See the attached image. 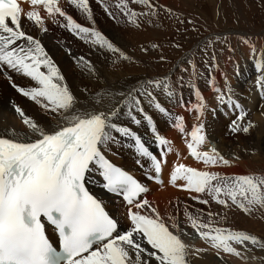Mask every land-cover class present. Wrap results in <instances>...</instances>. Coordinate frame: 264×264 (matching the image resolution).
Instances as JSON below:
<instances>
[{
    "label": "snow or ice",
    "instance_id": "snow-or-ice-1",
    "mask_svg": "<svg viewBox=\"0 0 264 264\" xmlns=\"http://www.w3.org/2000/svg\"><path fill=\"white\" fill-rule=\"evenodd\" d=\"M68 2L91 21L92 26L78 22L59 6L58 0H30V10L26 13L20 0H0V74L5 75L23 97L39 105L47 116L37 120L15 105V113L22 117L26 127L19 132L0 133V264H194L192 257L196 253L184 239L188 233L179 219L169 216L171 223H166L158 207L147 199L150 188L107 158L110 145L116 143L118 137L131 139L138 156L145 164H150L146 172L148 180L163 184L162 173L167 166L171 185L199 194L193 197L199 203L215 202L228 209L234 205L245 213L257 207L264 209V174H221L215 170L229 167L235 161L214 147L200 150L207 142L203 123L193 126L187 142L190 156L203 167L185 163L169 165L167 156L173 151L172 145L157 129L153 115L145 110L147 105L161 114H170L158 99L161 94L169 98L176 95L167 77L146 78L127 91L114 93L101 89L95 93V99L85 96L82 103L41 40L24 26L32 23L47 31L45 17L39 9L42 8L53 23L63 21L65 29L102 55L111 54L113 65L131 57L97 30L89 0ZM98 2L109 17L115 19L123 15L137 27L139 17L156 16L157 10L164 7L158 0L155 3L153 0H117L114 12L108 0ZM132 4L142 10H134L130 7ZM252 53L255 57V46ZM212 59H215L214 53ZM79 61L89 72L96 73L90 60L79 57ZM255 67L261 73L256 83L264 92V53ZM12 72L28 78L29 84L20 86L13 82L9 74ZM209 84L218 94L221 105L239 109L230 130L247 133L253 123L251 120L245 123L247 113L233 101L231 89L225 92L214 78H210ZM190 86L194 89L196 103L189 110L203 117L204 97L198 87ZM122 116L134 125L144 124L150 129L161 151L150 150L142 136L121 120ZM174 126L181 134L185 133L186 121L182 116H175ZM93 173L99 174L108 193L122 198L123 214H110L104 202L89 191L87 183ZM204 215L194 216L185 211L187 223L216 249L217 255L223 251L246 259L233 243L246 249L249 243L264 249V242L256 235L214 227L215 214L208 212L206 220L202 219ZM46 224L57 236L59 250L46 233Z\"/></svg>",
    "mask_w": 264,
    "mask_h": 264
},
{
    "label": "bare ground",
    "instance_id": "bare-ground-1",
    "mask_svg": "<svg viewBox=\"0 0 264 264\" xmlns=\"http://www.w3.org/2000/svg\"><path fill=\"white\" fill-rule=\"evenodd\" d=\"M159 1L165 3L167 0ZM116 2L117 0H108L110 8H112L114 12L117 11V9L113 7ZM20 3L24 8L25 13L30 10V0ZM58 3L61 8L65 9L75 19H77L78 22L85 26H92V22L81 14L78 9H75L74 6H70L68 0H58ZM89 3L97 30L102 31L119 48L126 49L129 45V39L127 37L128 31L125 29V25L129 24V22L126 18L123 15H120L115 19L109 17L98 0H89ZM39 10L41 15L45 17L44 22L46 24L47 31L42 30L38 25H33L32 23H27L24 26L30 34L41 40V43L48 55L58 66L61 74L65 77L67 84L73 92L81 98L82 103L85 102V96H87L88 99H95V93L98 90L102 89L104 91H111L114 93L127 91L138 86V79L142 81L146 78L152 77H139L136 74L128 75L122 72L115 74V72L110 69L113 59L111 54L105 53L102 55L96 48L92 47L88 43H85L73 33L65 29L62 26L63 21H61L60 24L53 23L52 20L46 16V13L42 8ZM22 24H24L23 21ZM230 33H233L232 36L228 37V39L232 41V44H229L230 48L228 47V49L224 51L222 50L220 54H217L218 51L216 48L212 52V55L213 53L215 54L214 60L212 59V56L210 58L213 63L212 66H214L213 70L215 69L216 71V69L220 68L219 66L222 65L220 74H213V76L216 85H223L220 83L221 80L224 77L228 78L229 82H224L225 87L223 90L227 92L229 88L231 89L233 101L235 100V102H238L246 112H249V116H246L245 118V123H247L248 120H255V126L254 128L252 127L255 130H251V132L246 135L247 137L244 141L230 142L226 140L228 138L222 134L223 126L228 123L227 127L231 126L230 123L232 120L236 119L239 109L233 110L225 107L221 105L217 99H213L211 95H213L212 93L214 90L211 88L209 81L202 82L201 80H198V77L194 74L196 71L192 72L191 77L195 82V86L199 88L206 102L203 117H199L198 113L189 110L191 106L196 103L194 90L188 93V98L186 100H178L175 97L176 95L173 96L175 98L174 102L170 101V98L166 95L161 94L158 99L162 105L169 110V115L161 114L154 108H150L145 105V110L153 115L159 132L164 135L172 145L173 151L167 156L169 165H174L175 163H185L186 165L192 167H203L202 164L190 156L187 149V142L191 139L189 131L192 130L193 126L203 123L205 126L204 131L207 136V142L200 147V150L208 151L214 147L226 158L235 161L229 167H221L215 170L220 171L221 174H251V170L253 168L264 167V92L260 90L256 83L261 73H259L256 69L258 75L254 80V91L251 93L252 87L250 86H252V80L247 81L248 79H245V76H242L244 74L240 72L241 68H244L242 71L245 70L250 72L256 61L261 59V53H264L262 52L263 47L259 46V48H261V52L254 57L252 53V45H256V49L257 45L263 42L264 32L261 34H251L250 31L237 30ZM237 41L240 42V44ZM248 45H251L252 47H248ZM229 55H232L235 60H233ZM78 56L85 57L87 60H90L96 69V73L93 74L89 72L88 69L84 68L80 63ZM234 64L236 66L235 68L233 67ZM227 65H229L230 68H228ZM176 71L177 68H175L174 72H170L167 78H173L171 74H175ZM221 73L223 74V77H221ZM9 74L12 77V81L16 84L20 86L29 84V79L22 77L20 74L14 72ZM240 76L244 77V80L240 81ZM250 76L253 77V75ZM206 79L210 80V78ZM236 82H238V84ZM242 84L243 86H241ZM177 85L179 84L177 83L173 86L176 87ZM245 85L248 86V89L244 87ZM235 90L238 94H240L241 98H238L234 94L233 91ZM219 104L224 111L223 113L219 112ZM15 105L20 106L24 110L25 114L32 118L37 120H44L47 118V116H44L46 114H41L42 111L39 105L35 104V102L31 101L29 98L23 97L15 88L12 87L11 82L5 77V75L0 74V133L8 132L10 134L12 131L19 132L26 127L23 124L22 117L15 113ZM208 107L212 110H214V107L218 109V111H216V119L209 117L207 111ZM176 115L182 116L186 121L184 134H181L174 126V118ZM165 118L167 119L168 127L164 125ZM121 120H123L127 126L132 127L134 131H137L146 142V145H150V140L154 138L150 129H148L144 124L140 126L132 124L126 116H122ZM146 133L151 134L149 139H147V136L145 137ZM210 142H215V144H210ZM114 147L119 148L124 157V160L120 163L117 162L115 158H122V156L115 153L113 150ZM150 150L154 153H159L161 151L154 141ZM106 156L112 163L118 164L126 170H131L136 175L141 177L142 170L139 167L138 170L137 168L135 169L134 164L137 159H140L141 162L142 160L144 161V159L138 156L135 143L131 139L118 137L117 142L110 145L109 150L106 152ZM237 157L239 158L238 160H236ZM147 170L148 169H146L145 172H147ZM162 176L165 178V182L162 184L163 186L159 187L160 185L153 183V185L149 187L150 192L147 195V199H149L154 206L158 207L162 218H164L166 223L169 225L171 223L168 220L169 216L177 217L179 219L181 227L188 233L184 239L189 243L192 251L196 253V255L192 257L194 264H256V255L252 252V245H250V243L247 245V249L239 244L233 243V246L236 247L243 256H246V259H242L234 254L225 253L223 251L217 255V251H214V248H212L209 243L200 238L199 234L192 229L190 224L186 221L185 211L192 213L194 216L198 215L200 213L196 214L195 212L197 211L194 208H197L196 205L201 204H195L192 202V204L187 207L188 201L186 200V197L190 193L181 189L178 192L177 190L179 188L169 185V167H164ZM101 183L102 178L99 174L93 173V175L89 178L88 186L92 192L104 202L110 214L115 216L123 214L125 211L123 204L117 198L106 196V193L102 191ZM181 195L183 196L182 198H185V200L177 198L179 196L181 197ZM220 215L221 214H219V216ZM204 217H202V219H204ZM49 232L50 234L53 233L52 230Z\"/></svg>",
    "mask_w": 264,
    "mask_h": 264
},
{
    "label": "rangeland",
    "instance_id": "rangeland-1",
    "mask_svg": "<svg viewBox=\"0 0 264 264\" xmlns=\"http://www.w3.org/2000/svg\"><path fill=\"white\" fill-rule=\"evenodd\" d=\"M153 2L155 3L156 0H153ZM158 3L164 7L157 10L158 14L156 16L148 18L139 17V27L130 22L125 25V29L128 31L127 37L129 39V45L126 49L123 48L122 50L130 56L131 59H120L115 65L112 63L110 69L115 72V74L122 72L128 75L136 74L139 77L152 76L149 78L163 79L177 68L176 73L171 74L173 78L169 77V79L173 85L177 83L183 84V87H174L176 91L175 97L178 100H186L188 98V93L194 90L193 87L190 86L195 85L191 77L193 64H195L196 71L194 74H196L198 80L202 82H208L209 80L206 78H214L213 74H220L222 65L219 66L220 68H217L216 71L215 69L213 70L214 66L209 68V65H213L210 58L213 56L212 52L215 48L218 51L217 54H220L222 50L228 49V47L230 48L229 44H232V41L229 40L228 37L233 34L230 32L237 30L250 31L251 34H261L264 32V0H167L165 3L158 0ZM130 7L136 11L142 10L141 7L136 4H132ZM169 9L170 11H168ZM263 42L257 45L255 57L261 52L259 46L263 47L262 52H264ZM238 43L240 44V42ZM250 46L251 45H248V47ZM252 46L256 45L253 44ZM229 56L235 60L232 55ZM227 67L230 68L229 65H227ZM233 67H236L235 64ZM243 69L244 68L240 69V72L244 74L242 76H245V79H248L247 81L252 80V86H250L252 87V93L254 91V80L258 75L256 67L254 65L250 72L245 70L242 71ZM250 75H253V77ZM242 76L239 77L240 81L244 80ZM221 77H223L222 73ZM140 82V79H138L137 85H139ZM224 82H229L227 77L221 80L220 83L223 85H217L222 90L225 87ZM236 83L238 84V82ZM241 86H243V84ZM244 87L248 89L247 85ZM233 92L238 98H241L236 90ZM212 94L211 97L217 99L218 94L215 91ZM174 99L175 98L172 97L170 101L174 102ZM207 109L209 117L214 119H216V111H218V109L220 113L224 112L220 104L218 105V109L216 107H214V110L209 107ZM41 111L40 113L44 115L45 113L42 109ZM246 113L247 116H249V112ZM164 120V125L168 127L167 119L165 118ZM254 121L255 120L252 121L253 128L256 123ZM190 124L192 125L191 122ZM228 124L223 126L222 134L228 138L226 140L230 142L244 141L247 137L246 135L249 134L251 130H255L251 127L246 134L244 132H240L241 134L233 133L230 127H227ZM146 136L147 139H149L151 134L146 133L145 137ZM153 139L154 138L151 140ZM210 144L214 145L215 142H210ZM113 150L115 153L122 156V158L118 157L115 158V160L119 163L123 161L124 157L120 152L121 150L117 147H114ZM134 166L135 169L137 168L138 170V163H135ZM251 174H264V167L253 168ZM141 178L147 184L150 183L145 174L141 173ZM177 191L179 192L180 189ZM197 195L199 194L190 193L186 197L188 201L187 207H189L192 202L201 204L196 205L197 208L194 209L197 211L195 212L196 214H205V217L203 216L205 220L207 219L206 214L208 212L214 213V227L244 230L250 234L256 235L264 242V209L257 207L251 213H245L234 205L231 209L218 205L215 202H211L210 205H205L193 199V197ZM182 197L181 195V197L179 196L177 198L185 200V198ZM219 214L221 215L219 216ZM251 249L256 255L255 258L258 261H256V264H264V249L260 247L258 249V246L255 245H252ZM214 251L216 250L214 249Z\"/></svg>",
    "mask_w": 264,
    "mask_h": 264
}]
</instances>
